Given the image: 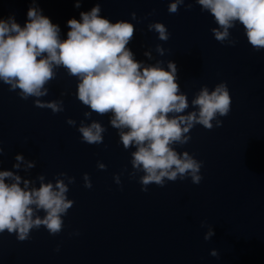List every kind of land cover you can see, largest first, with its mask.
Instances as JSON below:
<instances>
[{"label":"water","instance_id":"1","mask_svg":"<svg viewBox=\"0 0 264 264\" xmlns=\"http://www.w3.org/2000/svg\"><path fill=\"white\" fill-rule=\"evenodd\" d=\"M0 264H264V0H0Z\"/></svg>","mask_w":264,"mask_h":264}]
</instances>
